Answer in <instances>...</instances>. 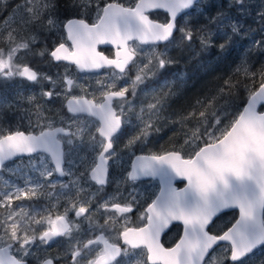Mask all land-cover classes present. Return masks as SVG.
Segmentation results:
<instances>
[{"label":"snow or ice","instance_id":"6c2138e0","mask_svg":"<svg viewBox=\"0 0 264 264\" xmlns=\"http://www.w3.org/2000/svg\"><path fill=\"white\" fill-rule=\"evenodd\" d=\"M204 2L139 0L132 7H124L112 0H103V3L101 0H66L67 10L79 17L94 14L95 22L90 25L84 18L68 20L66 38H62L58 45L54 44L51 50L45 47L39 51L31 47L35 36L28 38L20 36L19 32L25 29L28 32L34 29L51 31L56 26L52 17L57 5L54 0L40 3L24 0L17 6L23 15L19 21L14 20L15 26L7 32L12 46L7 52L0 51V79L21 77L37 84L50 81L48 89L41 87L40 96L53 103L62 98L73 115L62 119V126H54L39 111L40 105H35V121L32 109L23 117L28 120L27 129L7 132L0 129V167L14 157L24 162L23 158L27 156L26 167L38 174L35 180L26 176L24 187L16 186L15 190L5 182L7 190L0 193V208L4 210L0 215V264H29V259L36 260L37 264H56L59 255L49 256L44 247L47 245H63L64 255L69 257L68 264H135L141 258L143 264L149 261L151 264H214L216 258L210 256L209 251L220 242H226L222 246L224 260L216 261V264H224L225 260L237 262L246 255L248 260L243 264H249L254 250L258 246L264 247V70L258 77L259 86L249 90L247 100L233 111H229L231 105H217L210 111L202 106L198 112L189 113L196 120L192 128L184 132L187 151L181 146V149L165 154L136 157L128 180L134 182L141 176L159 177L164 187L144 209L141 219L145 226L124 228L120 233L123 245L110 242L104 234L111 227L109 221L115 222L114 215H106L103 225L83 233L68 219L67 213L71 210L74 216L89 220L92 212L87 200L79 206L71 204L70 208L66 207L64 214L57 216L55 221L49 217V227L42 228L38 236L30 234L33 230L23 218L17 219L24 205H17L16 209L11 207L13 200L30 198L29 186L35 193L36 188H54L51 179L54 174L61 177L72 175L67 167L68 163H74L70 160L71 154L82 150L90 153L91 163L81 174V179L94 182L99 186L97 191L103 189L109 182V161L118 163V151L114 145L132 124L128 116L134 108L132 98L136 97L137 87L152 77L158 78L159 87L152 90L153 102L140 110L147 119L137 115L139 123L132 125L136 131L125 147L131 148L137 142L147 144L149 136L160 131L151 121L159 116L166 97L172 93L171 82L164 78L169 74L167 70L178 62L169 55V49H191L198 43L201 51L216 44L224 50L232 35H239L244 27L222 10L215 15L206 14L207 23L195 28L190 23V13H185L183 23L177 19L180 11L199 9ZM234 5L240 14L248 13V0H229L228 7ZM149 9H165L170 17L157 23L145 14ZM256 22L259 30L264 32V8L257 12ZM225 29H230L231 34ZM217 33L222 34L223 43L219 38L213 39ZM14 37H19V42ZM134 39L149 45V49L129 44ZM66 41H71L70 47L66 46ZM158 42H164L163 51L156 50ZM253 43H258L264 50V41ZM99 44L114 45V58L97 51ZM20 49L25 55H47L55 62L67 61L82 72L107 68L110 70L106 73L108 79L102 80L105 74H100L94 84L85 86L77 81L87 78L73 77L67 72L56 78L38 73L29 66H22L19 61H13ZM134 69L135 79L129 82ZM244 73L256 76L247 68ZM121 80L123 83H118ZM225 84L231 92V83L225 81ZM88 88H92L91 93ZM76 89L80 92L77 93ZM157 92L162 95L156 96ZM97 93L102 96L99 103L85 98L86 95L95 97ZM36 128H39L38 132ZM177 177L187 181L183 190L172 186ZM83 190L82 187L78 189ZM115 200L116 197H110L101 205L105 213H131L138 203L134 189L126 198L113 203ZM234 209L239 210V219L227 230L214 234V218ZM127 219L124 216V220ZM172 221L182 222L184 238L175 247L165 248L160 243V236ZM61 237L65 239H57ZM137 249L140 251H130ZM40 252L44 254L38 255ZM117 257L121 259L117 260Z\"/></svg>","mask_w":264,"mask_h":264},{"label":"flooded vegetation","instance_id":"af4514ba","mask_svg":"<svg viewBox=\"0 0 264 264\" xmlns=\"http://www.w3.org/2000/svg\"><path fill=\"white\" fill-rule=\"evenodd\" d=\"M20 1L21 0L17 2H20ZM134 1H135L134 4L138 2V0H134ZM8 3L9 2H7L6 0L0 1V11L1 12L12 9V7L15 4L11 2L10 3L11 6L9 7L8 5L10 4ZM133 5L126 6V7H132ZM193 10L189 11L188 13H191ZM156 13H159V12H153L150 14V17L154 20H157L156 18H154V15H153ZM184 16L185 14L181 16L178 20L182 21ZM165 17L166 18H163L161 21L160 20H157V21L163 22L165 19L168 18V15L166 14ZM4 23H5V20L2 23L1 33H3L6 29L4 28ZM89 24H92V23H89ZM64 32L65 30L63 29V33ZM64 35H65L64 38H66V32L64 33ZM21 36H27V35L23 33ZM2 39H3V46L0 48V51L5 49L10 43V41L4 40V35ZM61 40H62L61 37H57L54 39L51 38L49 41V44H47V49L51 50L53 45L54 44L58 45V43L61 42ZM130 44H138V43L131 42ZM66 46H69V47L71 46L69 41H66ZM142 47L149 48V45L142 46ZM157 47L163 48V45H158ZM37 48H41L40 43L33 50L38 51ZM99 50L103 52L105 55H107L109 58H114L115 49H113L112 47L100 48ZM28 55L36 56V60H34V62L32 63L31 62L24 63L23 66L24 65L29 66L32 70H35L38 73H40L41 68H42V66H40L41 63L47 59L51 60V58L50 57L48 58L47 55H45V59H41V56L39 55H33V54H28ZM51 63L53 67L66 64L71 69L70 75H74L76 73L82 77H91V78L98 77L100 74L106 75V73L110 71L107 68H103L99 72L81 73L78 71L75 65H71L68 63H64V62H55L52 60H51ZM135 72H136V69H134L133 72L130 74L129 82L135 79ZM55 73L56 71L54 70L51 75L54 78L57 77V74ZM157 79H158L157 77L149 78L148 80H146L144 84L139 85L136 89V97L132 98L134 109L132 110V112L128 114L129 118L132 121V124L128 126V131L120 139V141L116 145H114V148L118 151V156L116 157V159L118 160V163L113 164L112 161H109V168H108V181L109 182L103 189H101L100 191H97V189L99 188L98 185H96L94 182L90 180L88 181L84 180L82 184H86V186L83 188L84 189L83 190L84 195H83V194H80L77 190L73 189L70 176L61 177L58 174H54L53 179L56 178L59 181L58 184L57 185L55 184L54 188L36 189L35 193H39V195H36L34 193L36 198L32 199L31 203L36 206H59L58 208L59 214H54L53 221H55L57 216L64 214V209L66 207L70 208L71 204H76L77 206H79L80 202L83 201V199H86L89 202V211L92 212V216L90 217V219L87 221H83L82 216L81 217L74 216L71 210H69V212L67 213L68 219L72 220L74 222V225L78 226L80 232L83 233L87 231L89 228H95L98 225H103L106 215H114L116 217L115 222L109 221V224L111 225V227L105 230L104 234L109 237L110 242L115 241L116 243L120 245H123V240L122 238H120V233L123 231L124 228H139V227L145 226V221L141 219V216L144 212V209L147 207V205L150 204L153 200H155V198L158 196L160 188H161L160 183L158 180H154L152 178L138 179L133 182V181L128 180V173L131 172L133 161L137 156L160 155V154H165L170 151H167V152L164 151V152L159 153L158 151V132H154L149 136L147 144L141 145L137 142L131 148H126L125 145L127 144L129 138L136 131V129L133 128L132 125L139 123V121L137 120V115H141V117L145 115L144 113H141L140 111L141 101H142V92L150 90L151 88L155 87L157 85ZM46 81L47 80L43 81L42 84H37V83H32L28 81L26 78L21 79V82L23 84V93L21 95L28 97L32 90L34 94V99L32 100V103L24 102L25 105L21 110V116H17V113L19 112L15 113L14 107L11 108L10 113H13V116L9 118H11V121H15L18 125V127L12 128V130L18 128L19 130L23 131L29 127L28 120L23 118L27 115V110L29 109H32V112H33L32 119L33 121H35L36 119L35 112L37 111V109L34 107L35 105H40L39 111H41L45 119L53 123L54 126H62L61 120L67 119L73 115L72 113L68 112L67 105H66L67 102L63 101L62 98L53 103V102H46V98H42L40 96L41 87H43L44 89H48L50 87L46 84ZM92 82H95V80H93ZM119 82L120 84L123 83L122 80ZM6 83L8 84L9 82H6ZM89 89L90 90L88 92L91 93L92 88H89ZM6 90L7 89L5 88L0 89V93ZM131 91L132 89L129 88V92ZM76 92L79 93L78 90H76ZM85 98L94 99V102L99 103L100 99H102V96L99 93H97L95 97L86 95ZM41 123H43V121ZM35 131L38 132L39 128H36ZM62 148L65 151H67L66 146L63 144H62ZM23 160L24 161L27 160V156H25ZM70 160L74 161V163L72 162L68 163L67 165L68 169L70 167L75 168L76 170H75V173L73 174H75V176L80 177V178H81V174L86 171L87 165L91 163L90 153L87 151H83V150L80 152L72 153ZM16 162H20L19 157H16L14 160L6 163L5 166L2 167L0 172H2L6 166H11L15 164ZM50 166L52 165L50 164ZM64 185H67V187H64ZM183 186H184L183 183L178 185L179 188H182ZM75 189H79V188H75ZM133 189L135 190L138 203L134 206L133 211L131 213L119 214V213H114L112 211L105 213V209L101 207V205L104 204L108 198L114 196L116 197V200L112 202L113 203L119 202L120 200L126 198L129 192H131ZM58 191L61 193L63 191L68 192L69 196H62V194L58 196ZM50 194L55 196V199L52 198ZM17 205H18L17 202L13 201V206H17ZM124 216L128 217L126 221L124 220ZM228 217H230V220L227 221ZM238 218H239L238 210L228 211L226 213H222L218 215L214 219L215 227L213 228V233L216 234L224 230H227L229 227L234 225L235 221ZM74 234L76 233L74 232ZM182 235H183V225H181L180 223H172L162 233L161 238H160V243L165 248H172L180 241V239L182 238ZM57 239L63 240L65 238L61 237ZM223 245H225V243L218 245L215 249H213V251L209 255L215 256L219 254L222 250H224V247H222ZM49 246H52V245H49ZM59 248H60V251L64 250V246H59ZM130 251L139 252L140 250L137 249V250H130ZM262 252L264 253V247H259L258 249H256L254 251L255 254L252 257V260L249 261V263L254 264L253 259ZM119 259H121V257L117 258V260ZM68 260H69V257L67 256H65L64 258H58L56 264H68ZM246 260H248V256H245L244 258H242L240 261H237V262H231L230 260H225L224 264H243V262ZM262 261H264V255H263ZM139 262L140 264H143V258H141ZM29 264H31L30 261H29ZM148 264H151V262L149 261Z\"/></svg>","mask_w":264,"mask_h":264},{"label":"rangeland","instance_id":"374dc122","mask_svg":"<svg viewBox=\"0 0 264 264\" xmlns=\"http://www.w3.org/2000/svg\"><path fill=\"white\" fill-rule=\"evenodd\" d=\"M16 0H11L12 3H14ZM117 1V0H116ZM24 0H21L20 2H17L14 4L12 9H10L7 12L6 19L7 23H4V28L5 31L3 32L4 35V40L10 41L9 45L1 50L4 52H7L9 47L12 46V40L7 36V32L14 27V20L19 21L23 15L22 9L17 7L18 5L23 4ZM42 2V0H37V3ZM229 0H205L204 4L202 5L201 8L197 9L195 8L191 13H190V23L191 25L195 27H199L200 25L206 24V14L207 15H215L218 10H222L224 12H227L229 14L230 19L234 21H238L244 25V27L241 29V32L239 35H232L231 42H229L224 50H221L219 47V44H216L213 46L216 50L219 51V56L212 59V60H206L204 62H199L197 64V68L195 72H193V77L194 73L196 74L200 69H210L214 67L215 64H222L225 62L227 65H231L234 67H239L243 64H246L248 62L249 57L251 56L252 53L255 52V50L258 49V53L261 55H264V50H261V46L257 43L254 45V41L259 42V41H264V32H261L259 30V26H257L256 22V14L257 12L261 9L264 8V0H248V13L247 14H240L237 11V6L234 5L232 8L228 7ZM123 4V3H122ZM54 21L56 22L55 28H53L51 31H45V30H40V29H34L31 32H28L27 29L23 32H19V29L17 31L19 32V35L21 36L23 33L28 36V38H31L32 36H35V42L31 45L32 49H35V47L40 43L41 48H37L39 50L45 49L47 47V44H49L50 39H54L57 37L64 38L65 35L63 33L64 29V24L61 26L59 23V17L58 15H54L52 17ZM252 19V20H251ZM95 20L92 22L94 23ZM183 23V19L181 21ZM213 28L215 26H212ZM225 31H228L229 34H231L230 29H225ZM17 42H19V37H14ZM220 39V42L223 43V38L221 33H217L213 39ZM3 42V39H2ZM138 45V44H137ZM139 47L143 48L142 46L138 45ZM143 49H149V48H143ZM196 49V45L194 44L191 49L187 47L181 48H176V47H171L169 49V55L174 56L177 59V63H180L183 67L179 68L176 70V72H172L170 75H167L164 79H167L168 81L171 82V88H172V93H175L173 95L172 93H169L168 96L166 97L164 101V108L160 112L159 116L153 117L152 118V123L154 126H157L159 128L161 127H166L170 125L169 127L171 130L175 128L176 122H174L173 117L174 116H169L166 110V101L169 100L170 98H173L178 95V93L184 88L190 85L192 74L190 71H188L185 67H187V62H190V60L194 59L191 58L193 56L192 54L194 53ZM157 51H163V48H156ZM190 55L189 59L187 60V56ZM49 58V57H48ZM41 59H45V56L41 57ZM146 59V57H145ZM36 60V56H29L28 54H24V50L20 49L16 55L13 58V61H19V63L23 66L24 63H29V62H34ZM176 63V64H177ZM66 65V64H65ZM65 65H59L56 67H53L51 60L47 59L44 62L41 63L40 66H42L40 73L41 74H46L48 76L52 75V72L55 70L57 76H63L67 72L70 74V67L65 66ZM175 65V64H174ZM172 65V66H174ZM147 71V69H145ZM73 77H82L79 76L78 74L72 75ZM53 77V76H52ZM197 77V76H196ZM54 78V77H53ZM84 81L78 80V83L83 82L85 86L88 84H94L95 82H92L95 80L97 77H85ZM21 77H16L12 79H0V89H7L6 91H2L0 93V129L3 131L7 132L12 128L18 127L17 123L15 121H11V116H13V113H10V110L12 107L15 108V113H17V116H21V110L24 107L25 103L24 102H30L32 103V100L34 99V94L31 90V93L28 97H25L21 95L23 93V84L21 82ZM108 77L107 75H104L102 77V80H107ZM19 80V81H18ZM6 82H9L8 84ZM162 82V81H161ZM120 83V82H118ZM46 84L50 86L51 82L46 81ZM191 86V85H190ZM159 85H157L150 90L143 91L142 92V101H141V108H145L148 103L153 102V92L152 90L154 88H158ZM78 92H80L79 89ZM90 89L88 88V91ZM167 91V90H165ZM156 96L162 95L161 93L157 92L155 93ZM133 102V101H132ZM8 107V108H6ZM6 108V109H5ZM140 108V109H141ZM134 109V108H133ZM16 116V117H17ZM141 116V115H140ZM144 119H147V116L144 115L142 116ZM185 147L184 151H187V145H184ZM26 161L24 162H16L15 164L11 166H6L5 169L0 172V193H3L5 190H7L5 186V182H8V185L11 186L12 190H15L16 186L24 187L25 183V177H30L31 179L35 180L38 178V174L32 173L29 171V169L26 167ZM69 170L71 171L72 175H69L71 177V182H72V187L74 190L75 188H84L86 184H82L84 180H82L80 177L75 176V168L70 167ZM53 182L57 185L58 180L53 177L51 178ZM30 187V192H31V186ZM39 189V188H36ZM35 189V190H36ZM41 189V188H40ZM80 194H83V191H78ZM62 194V196H69L68 192H59L58 191V196ZM84 195V194H83ZM52 198L55 199V196L50 194ZM36 198L34 193H30V198L29 199H21V200H13L16 201L18 205H24V210L19 213L17 219H22L24 223L28 225V227L33 230V232H30V234H36L37 236L40 233V230L42 228L46 229L49 227L48 224V218L50 217L51 220L54 218V214H59V206H36L31 203V200ZM86 199H83V201L80 202L83 203ZM13 201L11 203L12 209H16V206H13ZM88 201V200H87ZM4 210L0 208V215H2ZM28 216L34 217L33 219H27ZM230 220V217H228L227 221ZM74 234V233H73ZM75 235V234H74ZM37 243L39 241L37 240ZM63 246V245H59ZM57 245H52V246H44L47 249V254L49 256H57L59 255V258H64V250L60 251V248ZM43 252L38 253V255H43ZM263 255L264 253H260L257 255L253 260L254 264H261V261L263 260ZM216 261H221L224 260V250H222L219 254L215 255ZM31 264H37L36 260L34 259H29ZM216 261H214V264H216ZM135 264H140L139 261L135 262ZM251 264V263H249Z\"/></svg>","mask_w":264,"mask_h":264},{"label":"trees","instance_id":"16d2710c","mask_svg":"<svg viewBox=\"0 0 264 264\" xmlns=\"http://www.w3.org/2000/svg\"><path fill=\"white\" fill-rule=\"evenodd\" d=\"M1 1V0H0ZM11 3V0H6ZM19 0H16V3ZM112 2L123 3L124 6H130L134 4V0H112ZM13 3V4H14ZM57 5L55 15L59 17V23L63 26L64 22L72 18H84L86 22L92 23L95 20V15L92 14L89 17H79L77 14L70 12L66 9V0H54ZM103 3V0H101ZM9 7L11 6L8 5ZM8 7V8H9ZM7 8V9H8ZM9 11V10H8ZM8 11H0V48L3 46L1 33L2 23L6 19ZM157 20L166 18V14L159 12L153 14ZM252 20V19H251ZM259 26V25H257ZM196 49L189 59L190 55L187 56V67H185L192 74L190 85L184 87L177 96L170 98L165 103L167 105L166 110L169 116H174L173 120L176 122L175 128L171 130L169 127H161L158 132V151H176L181 149L184 143V132L190 130L195 123L196 118L189 116V113L198 112V110L204 107V110L210 111L217 105L229 107V111H233L236 107L240 106L244 101L247 100L249 90L257 88L259 86V75L264 70V55L258 53V49L248 59L246 64L239 67L226 65L225 62L222 64H215L210 69H200L193 77V72L197 68L199 62L206 60H212L219 56V51L214 47L209 48L207 51H201L199 44L196 43ZM183 66L180 63L171 66L167 71L168 75L175 72ZM244 68L248 69L249 73L255 72L256 76L245 75ZM197 76V77H196ZM167 77V76H166ZM225 81H229L233 86L231 92L228 90V86ZM223 89V92L221 91ZM185 149V147L183 146ZM183 154V152H181Z\"/></svg>","mask_w":264,"mask_h":264},{"label":"water","instance_id":"95a60500","mask_svg":"<svg viewBox=\"0 0 264 264\" xmlns=\"http://www.w3.org/2000/svg\"><path fill=\"white\" fill-rule=\"evenodd\" d=\"M115 3H117V2H115ZM137 3H139V0H138V2ZM120 4V3H119ZM124 6V5H123ZM124 7H126V6H124ZM194 9V8H193ZM193 9H187V10H182V11H180L178 14H177V19H179L181 16H183L186 12L188 13L189 11H191V10H193ZM153 12H164V13H166L167 15H168V17H170V13H168L165 9H149L148 11H146L145 12V14L149 17V19L150 20H153V21H155V22H157V23H161V22H159V21H157V20H154V19H152L151 17H150V14L151 13H153ZM72 19H78V18H72ZM70 20V19H69ZM67 22L68 21H66L65 22V24H64V30H65V32H66V35H67V29H66V27H65V25L67 24ZM86 22V21H85ZM86 23H88V22H86ZM91 25V24H90ZM70 42V44H71V41H69ZM131 42H137L139 45H141V46H147V45H145V44H141L140 42H139V40H136V39H134V40H131V41H129V44L131 43ZM164 44V42H158V45H163ZM105 47H112L113 49H115V46L114 45H111V44H99V45H97V51H100L99 49L100 48H105ZM62 62H64V63H68V64H71V63H69V62H67V61H62ZM71 65H74V64H71ZM76 66V65H75ZM77 67V66H76ZM78 69V68H77ZM101 69H99V70H92V71H80L79 69H78V71L79 72H81V73H84V72H88V73H93V72H99ZM67 105V104H66ZM246 106V105H245ZM260 110V108L258 107V111ZM181 156H182V154H181ZM183 157V156H182ZM16 157H14L12 160H14ZM12 160H9V161H12ZM9 161H5V164L6 163H8ZM134 163H136V158L134 159V161H133V164ZM132 164V165H133ZM2 169V167H0V170ZM131 171H132V169H131ZM145 178H152V179H154V180H158L159 181V183H160V191H161V189L164 187V185L162 184V182H161V180L159 179V177H146V176H141L139 179H145ZM181 183H183L184 184V186L182 187V188H179L178 187V185L179 184H181ZM172 186L174 187V188H176L177 190H183L185 187H187V181H185V180H181L180 178H176V179H174L173 180V182H172ZM160 191H159V194H158V196L160 195ZM234 210H238V209H234ZM229 211H233V210H229ZM239 211V210H238ZM220 215V214H219ZM215 219V218H214ZM239 219V218H238ZM172 223H180L181 225H183L182 224V222H180V221H172L170 224H169V226L172 224ZM168 226V227H169ZM163 233V232H162ZM162 233H161V235H162ZM160 238H161V236H160ZM184 238V225H183V235H182V238L181 239H183ZM180 239V240H181ZM179 243V242H178ZM224 243H226V242H220V244H224ZM220 244H216V245H213V247H212V249H210V251H209V254L213 251V249H215L218 245H220ZM175 247V246H174ZM258 248H259V246H258ZM255 251V250H254ZM247 256V255H246ZM118 258V257H117ZM244 258V257H243ZM242 259V258H241Z\"/></svg>","mask_w":264,"mask_h":264}]
</instances>
